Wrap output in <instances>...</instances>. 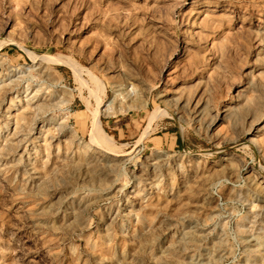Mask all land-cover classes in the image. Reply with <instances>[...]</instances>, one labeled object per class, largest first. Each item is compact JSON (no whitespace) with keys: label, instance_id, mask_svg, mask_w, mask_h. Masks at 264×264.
<instances>
[{"label":"rangeland","instance_id":"1","mask_svg":"<svg viewBox=\"0 0 264 264\" xmlns=\"http://www.w3.org/2000/svg\"><path fill=\"white\" fill-rule=\"evenodd\" d=\"M0 126V264H264V0H0Z\"/></svg>","mask_w":264,"mask_h":264},{"label":"bare ground","instance_id":"2","mask_svg":"<svg viewBox=\"0 0 264 264\" xmlns=\"http://www.w3.org/2000/svg\"><path fill=\"white\" fill-rule=\"evenodd\" d=\"M231 29V28H230ZM227 31V30H226ZM32 55H35L34 53H32ZM34 58L36 57V56H33ZM43 57H46L45 55H42V56H40L39 57V59H43ZM53 57V56H52ZM58 57H60V56H58ZM61 58V57H60ZM78 64V63H77ZM13 101V100H12ZM9 111V110H8ZM6 113V112H5ZM100 117H99V115L97 114V113H95V115H94V123L93 124H95L94 125V129H96V131H97V133H98V135H99V140H100V142L103 144L104 142L106 143V145L105 146H107V143H112L113 144V142H112V140L108 137V135L106 136L105 134H104V132H102L101 130H99V129H102L101 128V126H100ZM5 127L6 128H8L9 127V121H7V124L5 125ZM4 127L3 126H0V129H3ZM5 128V129H6ZM104 146V145H103ZM115 148V147H114ZM115 151V150H114Z\"/></svg>","mask_w":264,"mask_h":264}]
</instances>
